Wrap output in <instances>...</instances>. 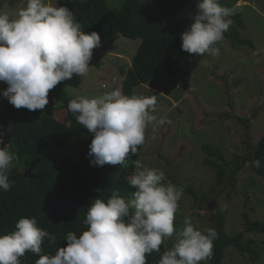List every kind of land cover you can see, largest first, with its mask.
Instances as JSON below:
<instances>
[{"label":"clouds","instance_id":"clouds-1","mask_svg":"<svg viewBox=\"0 0 264 264\" xmlns=\"http://www.w3.org/2000/svg\"><path fill=\"white\" fill-rule=\"evenodd\" d=\"M198 11L182 34L183 51L217 57L215 47L232 24L235 9L221 6L219 0H198ZM101 46L100 35L85 33L67 6L54 7L45 0H27L15 19L0 13V81L7 84L3 96L15 108L42 110L49 104V91L74 75L88 73L93 49ZM57 102V101H55ZM157 97L125 96L120 90L96 98L78 97L69 101L68 111L93 134L88 157L93 166L122 165L145 143L149 124L170 123L157 118ZM0 143H3L0 137ZM14 156L0 148V190L9 191ZM137 168L140 162L136 161ZM260 167L259 160L253 161ZM164 173L144 168L129 178L135 189L130 199L115 192L105 201L96 198L88 208L81 235L69 231L66 247L55 255H40L45 239L55 237L38 226L34 217L20 218L15 231L0 235V264H21L26 252L39 255L36 264H147L146 254L160 251L173 237L175 213L183 189L163 183ZM125 217L128 221H125ZM176 232L173 247L162 254L159 264H201L210 260L215 229L205 232L186 218Z\"/></svg>","mask_w":264,"mask_h":264},{"label":"rangeland","instance_id":"rangeland-1","mask_svg":"<svg viewBox=\"0 0 264 264\" xmlns=\"http://www.w3.org/2000/svg\"><path fill=\"white\" fill-rule=\"evenodd\" d=\"M45 2L54 7L66 3L64 0ZM107 2L111 8L119 9L125 0ZM220 4L235 9L229 17L232 20L229 35L224 34L223 40L215 45L220 49L217 57L207 53L186 56L184 66L190 71L189 88H182L176 74L170 79L154 78L140 84L131 96L155 95L157 108L153 115L170 121L155 128L148 125L136 172L144 168L162 171L163 183L170 182L183 189L175 213L177 232L184 228L186 218H191L202 232L215 229L217 220L213 217L221 212L225 216V233L231 237L246 231L245 213L254 222H264V174L248 161L237 174L236 189L222 192L223 185L215 184V168L204 162L208 155L203 146L219 147L228 170L237 166V157L243 158L248 153L256 154L264 165V152L257 150L264 141V0H220ZM26 5L27 0H0V13L15 19ZM141 42L140 38L129 39L121 34L102 40L93 52L100 65L89 67L80 86H67L68 95L74 99L81 96L91 99L116 89L125 95L124 72L130 69ZM6 88L7 84L0 81V109L9 102L3 96ZM43 110H52L61 120L68 119L62 104L56 108L48 104ZM124 219L128 221L127 217ZM175 239L176 232L163 242L166 251L173 247ZM243 244L257 250L260 256L253 260L250 254L227 246L221 264H264V234L246 232ZM201 264H210V260Z\"/></svg>","mask_w":264,"mask_h":264},{"label":"trees","instance_id":"trees-1","mask_svg":"<svg viewBox=\"0 0 264 264\" xmlns=\"http://www.w3.org/2000/svg\"><path fill=\"white\" fill-rule=\"evenodd\" d=\"M64 2L81 24V30L97 32L101 41L114 34L142 40L130 69L124 72L122 91L126 96H131L140 84L154 78L170 79L176 74L180 76L182 88H189L190 71L184 66L189 53L181 48V34L198 11V1L125 0L119 9L111 8L107 0ZM224 34L229 35V32ZM89 64L99 66L100 62L92 56ZM81 83L82 76L74 75L49 91V105L56 108L62 104L68 115L65 121L57 118L52 110L17 109L9 102L0 109V137L3 139L0 148L4 147L15 158L9 174V181L14 183L9 191L0 190V235L15 231L20 218L34 217L39 227L55 237L54 242L45 239L40 255H55L58 248L66 247L69 231L79 236L87 230L84 220L96 198L106 201L113 192L131 198L135 191L129 178L136 172V161H139L145 143L138 146L135 155L129 154L122 165H91L88 152L93 134L77 122L76 113L67 109L74 98L68 95L66 87H78ZM55 101L58 103L54 104ZM203 149L208 155L204 162L215 168V184L223 185L222 192L225 189L233 192L238 185V172L248 161L259 160L256 154L248 153L243 158L237 157V166L228 170L219 147L205 144ZM257 150L264 152V141ZM34 161L37 162L32 169L33 177L29 178L25 172ZM256 168L264 174L262 163ZM214 219L217 220L215 231L218 235L213 242L214 255L210 264L222 263L227 246L250 254L253 260L260 256L257 250L245 246L243 239L246 232L264 234V222H254L245 213L246 231L230 237L225 233L223 213H217ZM174 229L178 231L176 217ZM165 251L162 244L159 252L146 254L147 264H159ZM38 259L39 255L26 252L21 257V264H36Z\"/></svg>","mask_w":264,"mask_h":264},{"label":"water","instance_id":"water-1","mask_svg":"<svg viewBox=\"0 0 264 264\" xmlns=\"http://www.w3.org/2000/svg\"><path fill=\"white\" fill-rule=\"evenodd\" d=\"M37 161H34L31 166L27 169V171L25 172V175L29 178L33 177L32 175V169L34 167V165L36 164Z\"/></svg>","mask_w":264,"mask_h":264}]
</instances>
